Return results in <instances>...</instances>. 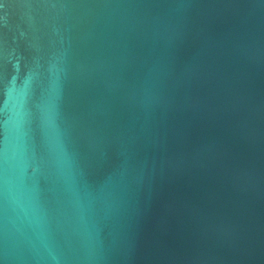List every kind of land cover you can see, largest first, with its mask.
Returning a JSON list of instances; mask_svg holds the SVG:
<instances>
[{
    "label": "water",
    "instance_id": "water-1",
    "mask_svg": "<svg viewBox=\"0 0 264 264\" xmlns=\"http://www.w3.org/2000/svg\"><path fill=\"white\" fill-rule=\"evenodd\" d=\"M0 264H264V0H0Z\"/></svg>",
    "mask_w": 264,
    "mask_h": 264
}]
</instances>
